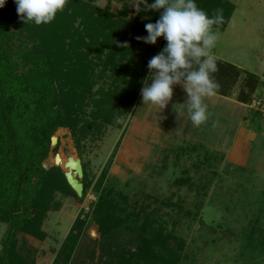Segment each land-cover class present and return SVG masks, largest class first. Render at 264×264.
Listing matches in <instances>:
<instances>
[{
  "label": "rangeland",
  "instance_id": "1",
  "mask_svg": "<svg viewBox=\"0 0 264 264\" xmlns=\"http://www.w3.org/2000/svg\"><path fill=\"white\" fill-rule=\"evenodd\" d=\"M224 1L230 2L235 10L224 30L213 29L218 39L212 54L215 60L242 70L243 75L233 92L236 99L244 86L246 73L260 78L257 95L264 87V0ZM139 2L95 0L94 5L113 16L124 13L129 22L140 19L143 37L147 35L145 24L151 16L149 12H141V16L135 11V3ZM18 39L16 36V41ZM136 43L143 55H147L148 47L153 48L156 55L166 46L163 38L156 45ZM150 75L149 72L147 77ZM112 82L110 74L97 80L96 101L107 97V92L111 93L115 87ZM122 84L119 87L124 90ZM173 92L167 108L154 106L149 115L146 114L149 104H143L140 90L133 105L127 109L117 107L115 119L109 123L104 118H94L95 100H91L80 126L85 130L90 128L88 138L79 142L77 135L68 128L55 132L42 167L45 171L59 168L66 179V163L70 159L79 160L83 177L77 179L83 186L82 196L79 197L66 181L78 198L85 195V199L79 203L56 193L60 208L48 213L43 222L46 239L39 241L29 234H18L19 249L29 263L53 264L79 216L82 219L87 216L83 232L95 243L100 242L95 207L110 194L109 200L117 206L116 213H112L128 219L127 224L140 227L148 221L150 231L171 235L183 242L180 264H264V131L259 130L255 137L246 132L254 139L252 147L251 144L247 147L246 141L241 139V144L237 141L240 147L226 156L197 149L189 142L184 144L188 135L204 136L206 129L195 127L186 109H181L179 116L173 105L183 104L187 94L181 88ZM235 119L236 116L227 118L230 124L226 125V137L236 133ZM256 121L260 129L264 128V118L256 116ZM94 126L98 130L93 129ZM241 132L245 133L243 129ZM154 134H158L156 140ZM156 144L159 145L157 149ZM175 147L178 148L173 154L167 152ZM244 147L249 153L246 164L242 160ZM7 230L8 224L0 222V255ZM176 246L170 239L169 247ZM86 249L91 251L88 260L96 264L101 256L100 249L92 244Z\"/></svg>",
  "mask_w": 264,
  "mask_h": 264
},
{
  "label": "trees",
  "instance_id": "2",
  "mask_svg": "<svg viewBox=\"0 0 264 264\" xmlns=\"http://www.w3.org/2000/svg\"><path fill=\"white\" fill-rule=\"evenodd\" d=\"M94 1L68 0L65 11L51 24L41 26L20 20L15 0H7L0 8V222L8 224L0 264H34L19 249L17 236L22 232L39 241L46 239L43 222L48 213L60 208L56 193L84 202L85 195L78 198L61 169L45 171L42 167L55 132L68 128L79 142L88 138L90 128L80 126L90 101L95 100L94 87L100 78L110 74L115 87L105 94L107 97L94 101V118L109 123L115 119L117 107L133 105L148 76V62L155 53L148 47L147 58L136 47V37L142 33L140 19L129 22L124 13L113 16L96 7ZM195 2L209 16L223 10L224 22L213 29L224 30L235 10L224 0ZM160 14L149 11V23H155ZM215 61L217 70L212 75L219 85L216 94L232 97L243 72L227 62ZM245 75L237 100L247 105L260 78ZM251 112L263 118L259 112ZM93 129L98 130L96 126ZM195 148L209 151L203 146ZM110 197L108 194L95 207L100 242L83 232L87 216H79L53 264H94L88 260L91 251L86 248L90 244L101 251L96 264L181 263L183 242L150 231L148 221L140 227L127 224L128 219L115 214L117 206ZM170 239L176 248L169 247Z\"/></svg>",
  "mask_w": 264,
  "mask_h": 264
},
{
  "label": "clouds",
  "instance_id": "3",
  "mask_svg": "<svg viewBox=\"0 0 264 264\" xmlns=\"http://www.w3.org/2000/svg\"><path fill=\"white\" fill-rule=\"evenodd\" d=\"M6 3L0 0V8ZM15 4L23 23L41 26L51 24L65 11L68 0H15ZM135 11L161 12L155 23L145 24L147 35L137 36L138 42L156 45L161 38L166 41V46L148 62L151 75L142 82L143 104L165 109L172 101L174 87L181 85L187 99L173 108L179 116L180 110L186 109L191 123L200 127L211 117L204 98L214 96L219 87L212 75L217 70L212 49L218 39L213 27L224 22L223 10L217 9L209 16L195 0H152L150 4L140 0L135 3Z\"/></svg>",
  "mask_w": 264,
  "mask_h": 264
},
{
  "label": "crops",
  "instance_id": "4",
  "mask_svg": "<svg viewBox=\"0 0 264 264\" xmlns=\"http://www.w3.org/2000/svg\"><path fill=\"white\" fill-rule=\"evenodd\" d=\"M179 88L183 89L181 85H177L174 87V89H179ZM204 102L208 105V110L211 113L210 119L200 126L203 129H206L204 130L205 135L200 136L199 134L195 135L194 133L193 135H188V137H186L184 140V144L189 142L192 144V147L203 146L206 149L213 151L215 154H220V155L222 154L226 156V154H233L234 153L233 151L236 150L235 148H237L238 146L240 147V145H237V141L240 142L241 144V139L242 140L244 139V141H246L245 145L249 147L251 141L253 142L254 140L253 137L257 136L256 134L259 133V130L260 132L264 131V128L262 129L259 128V124L256 121V115H254L253 112H249L245 110L247 109L245 107V104L239 102L234 95L232 97H223L218 94H215L214 96L211 97H205ZM148 106L149 107L146 114L149 113L150 115V113L153 112V108L157 106L154 107V105L151 104H149ZM227 106L231 108H227ZM233 116L234 117L236 116L235 119L236 133L233 134L229 133V135L226 137V133H225L226 125L228 126V124H230V121L227 123V118L229 117L233 119ZM146 121L147 119L143 122ZM200 127L199 130H201ZM255 128L257 130H255ZM242 129L245 131L243 135H242L243 132H241ZM246 132H249L251 135H253V137H251L250 134L249 133L247 134ZM157 136L158 134H154L153 136L155 138L154 140L157 139L156 138ZM226 142H229V144L227 145ZM252 145L253 144H251V147ZM154 147L157 149L159 148V145L156 144ZM177 148L178 147L168 149L169 151L167 150V152L173 154L175 151H177L176 150ZM185 148L187 149V147ZM244 148L245 149L242 150V154L243 157L245 156V158L243 159L242 157V160H243V164H246L249 161V155H248L249 153L248 150L247 152H245L246 147ZM251 150H253V148ZM239 154H241V152Z\"/></svg>",
  "mask_w": 264,
  "mask_h": 264
},
{
  "label": "water",
  "instance_id": "5",
  "mask_svg": "<svg viewBox=\"0 0 264 264\" xmlns=\"http://www.w3.org/2000/svg\"><path fill=\"white\" fill-rule=\"evenodd\" d=\"M53 142H55V139H53ZM65 166L68 170L67 172H65V176L70 187L77 193L79 197H81L83 186L78 180L82 179L83 177V169L81 166V162L79 160L70 159Z\"/></svg>",
  "mask_w": 264,
  "mask_h": 264
},
{
  "label": "built area",
  "instance_id": "6",
  "mask_svg": "<svg viewBox=\"0 0 264 264\" xmlns=\"http://www.w3.org/2000/svg\"><path fill=\"white\" fill-rule=\"evenodd\" d=\"M246 107H249L251 111L259 112L264 118V88L260 93L254 96L252 101L247 104Z\"/></svg>",
  "mask_w": 264,
  "mask_h": 264
},
{
  "label": "bare ground",
  "instance_id": "7",
  "mask_svg": "<svg viewBox=\"0 0 264 264\" xmlns=\"http://www.w3.org/2000/svg\"><path fill=\"white\" fill-rule=\"evenodd\" d=\"M58 162V161H57Z\"/></svg>",
  "mask_w": 264,
  "mask_h": 264
}]
</instances>
